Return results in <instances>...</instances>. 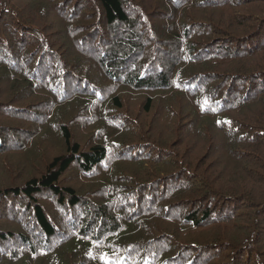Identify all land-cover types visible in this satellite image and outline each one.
<instances>
[{"label":"trees","instance_id":"16d2710c","mask_svg":"<svg viewBox=\"0 0 264 264\" xmlns=\"http://www.w3.org/2000/svg\"><path fill=\"white\" fill-rule=\"evenodd\" d=\"M70 2L57 3V11L66 23V28L57 32L51 23L41 28L37 16L28 15L27 23L21 12L11 6L12 0H0V70L4 79L10 88L16 85L30 92L40 91L39 96L44 97L29 107L14 103L5 106L11 114L5 117L9 116L11 122L0 124V152L26 147L44 128L53 136L57 134L65 146L64 152L46 164L41 175H33L21 184L9 181L0 186V202L4 205L0 215L21 218L20 225H27L22 219L24 214L17 211L25 203L21 212L33 220L38 234L49 241L57 236L56 230L62 225L49 214L45 201L59 211L65 209L66 236L56 240L55 245L61 242L53 250L49 249L54 245L46 242H42L46 248H33L44 264H260L250 260L244 244L253 240V235L259 237L264 227V189L260 187L262 199L253 203L251 192H255V186L247 176L253 177L264 167V0H160L163 13L166 12V20L161 23H167L161 30L149 23L148 33L155 35L153 41L159 42L161 48L171 52L172 46L181 49L178 56L168 55L172 57L169 63L164 60L160 64L161 68H168L161 74L152 72L151 64L143 56L149 52L141 44L140 51L132 48L124 54L127 50L124 45L131 40L128 37L108 39V45L101 49L92 34L95 27L83 23L94 12L90 13L84 0ZM91 4L103 9L108 23H126L131 19L124 0H90ZM248 6H256V12L241 11ZM39 13L47 16L42 8ZM98 17L100 22L101 12ZM15 19L17 22L13 23ZM56 34L68 40L58 39ZM49 35L56 36L55 41ZM109 52L118 54L120 59L110 58ZM93 60L99 61L102 73L98 69L96 74L90 63ZM67 73L69 78L76 77V83L60 82ZM83 78L90 80L87 81L91 83L90 90ZM107 80L136 91L158 89L159 95L170 94L169 98L180 95L185 106L199 117L198 124L205 118L207 126L215 131L209 153L224 151L229 159L241 165L239 170L223 176L222 182L230 183L217 186L211 177L193 169L189 160H173V156L154 155L153 151L117 157L115 147L134 143L124 133L131 127L128 125L113 128L117 133L107 134L106 143L93 138L95 142L83 149L81 142L74 140L72 119L67 121V114L61 110L64 108L57 113L54 110L64 103L68 104L66 113H73L79 105L105 98L102 91L106 88L113 94L110 84L101 85ZM3 93L5 90L0 89V98ZM113 95L101 122L105 119L117 122L126 117L109 115V105L114 110L126 105L120 94ZM153 99L147 96L146 111ZM77 101L80 104L75 106ZM255 105L257 115L252 114L249 122L236 118L234 110ZM3 107L0 112H5ZM35 108L45 113L44 119L34 120L24 112ZM54 117L63 120L46 124ZM15 125L23 128H13ZM9 143L20 145L8 148ZM122 162L146 164L151 170L142 168L137 175L123 174L118 171ZM73 165L84 182L92 181L85 192L63 179ZM214 177L221 182L219 176ZM242 197L252 203L245 208L248 210L245 221L234 209ZM214 226L215 229H210ZM197 230L208 233L198 235ZM23 232L27 233L26 229L0 232V264H13L1 259V253L13 251L9 240L18 237L17 247L27 244L31 247V237L22 236ZM162 237L169 238V244ZM212 242L217 246L223 244L213 248ZM19 253L15 250L12 257ZM85 253L88 257L83 258ZM76 254L80 255L79 261L73 260ZM29 262L26 258L22 264Z\"/></svg>","mask_w":264,"mask_h":264},{"label":"rangeland","instance_id":"374dc122","mask_svg":"<svg viewBox=\"0 0 264 264\" xmlns=\"http://www.w3.org/2000/svg\"><path fill=\"white\" fill-rule=\"evenodd\" d=\"M59 1H68V4H71L70 0H58ZM127 7L126 10H128V13L130 14V21L126 23H108L106 20V14L103 11V9H100L97 5L91 4L90 0H84V5L88 6L90 13L92 14V17L88 21H83L84 24L90 25L92 24L93 27H95V30L92 32L94 35V39L99 42H97V45H100L101 49L106 47L108 45V39L110 41L114 40V38L117 36V40L121 37L130 38V41H127L124 46L127 48V50L124 52L125 55L131 50L132 48H136L139 50V44H141V48H145L148 50V54H144L145 60H148V62L151 64V70L155 74H161L162 71L166 72L168 71V68H161L160 64L164 62L169 63L168 60H170L168 55L172 54L173 56H178L181 52V49L179 47L172 46L170 47L173 52H171L168 48H161L159 47L160 43L155 42V35H152L151 33H148V25L149 23L153 22L155 29L161 30V28L167 23H161V21L166 20V12L163 13V5L159 4L160 0H124ZM45 0H12L11 6L19 10L21 12L22 17L25 19V21L28 23L27 16L31 15L33 18L35 16L39 17L41 20L38 23V25L41 28H44V25H50L52 24L53 31L59 32V30H64L66 28V23L61 15L58 13L57 3L55 0H49L47 2V5H43ZM261 4L262 3H258ZM1 5V4H0ZM45 6H47L45 8ZM90 6H92V9L90 10ZM43 9L44 12H46L47 16L45 17L43 14L39 13L40 9ZM65 9H68L66 7ZM242 12L245 14H252L256 12V6H248L241 9ZM102 13V17L100 19V22H98L97 19H99V14ZM9 14V13H8ZM193 14L195 15V10L193 11ZM147 17H146V16ZM11 16V15H9ZM21 17V18H22ZM92 20V22H91ZM46 21L47 23H44ZM191 21V20H189ZM17 19L13 21V23H16ZM2 29L0 28V31ZM68 30V29H67ZM109 33H112L113 36L109 35ZM68 35V33H65ZM158 34H160L158 32ZM58 39L62 40H68L67 38L61 37L59 34H56ZM55 36V38H56ZM49 37L55 41V38L53 35H49ZM104 39V40H103ZM150 39V40H148ZM59 44H64L62 42H59ZM97 48V46H96ZM140 51V50H139ZM104 54H106V51H103ZM137 53V52H136ZM135 53V55H136ZM111 57H117V59H120L118 54L114 56L112 53L109 52L108 54ZM134 55V56H135ZM100 58V54L98 55ZM154 57L156 58L154 60ZM129 58V57H128ZM99 61H90L92 68H96V74H99L98 69L100 73L101 67L99 66ZM154 62V64H153ZM149 64V65H150ZM49 68H53L52 63H48ZM126 69V68H125ZM163 69V70H160ZM161 71V72H160ZM41 72V71H40ZM93 74V73H92ZM17 75L16 73H13V76ZM151 75V74H150ZM154 75V74H153ZM18 76V75H17ZM70 77V74L67 73L64 76L61 77L60 82L63 83L64 81H68L69 83L75 82L76 77ZM5 75L0 70V89L5 90V93H3V97L0 98V109L2 108V105L5 106L9 104H15L19 105L22 104L23 106L29 107L30 104H33V102H41V98H44L43 96H39V92H30L29 89H22L20 87H17L16 85H13L11 88L8 86L9 83H7L4 79ZM73 78V80H72ZM83 82H86L85 84L88 87V90L91 89V86L89 82L90 80H86L83 78ZM105 82L110 84L111 88L114 90L115 95L120 94L126 101V105L122 109L114 110L113 105H109V115L115 116L117 118H121L124 114L125 119H120L121 121L115 122L114 120H107L105 119L103 122L100 121L101 117L104 116V110L107 109V103L111 101L112 92L110 89H105L102 92L105 91V98H100L98 101L93 102L90 101L88 104H82L75 108V112L71 113L67 112L65 107L68 105H63L62 103H59L56 106V109L54 110V113L60 112L61 109L63 113L67 114L68 120L72 119V130L74 135V140L80 141L81 146L83 149H86L89 147L91 143H94L95 139L107 142V134H111L113 132L117 133L115 129L119 125H128L131 126L124 132L125 135H127L128 138L132 139L134 143H131L130 145H127L125 147H115L114 150L117 154V157L121 154L123 155H129L127 153L136 154V155H144V153L152 152L155 154L160 153L162 156H170L173 160L175 158H183L186 160H189L192 164V168L196 171H200L201 174H205L211 178L210 180H213L217 186H222L223 183H230V182H222L223 176L229 175L232 171L237 170L239 167H241L240 164L237 165V163L229 159L226 155V153L223 151H217L213 153H209V146L211 143L212 137L215 135V131L208 127L207 119H201L199 122V117L196 115L195 112H192V110L188 109V106H185V102L182 99V97L179 95V98L171 97L169 98L170 94L159 95L160 91L155 89V91L150 90H142V91H136L133 89H129L127 87H121L119 85H115L114 83L110 81H103L101 82V85H105ZM76 83V82H75ZM21 85V84H19ZM109 86V87H110ZM108 87V88H109ZM80 88H82L80 86ZM32 93V94H30ZM39 93V94H38ZM114 96V95H113ZM147 96L154 97L152 101V105L149 111L145 110V104L147 103ZM111 97V98H110ZM110 98V99H109ZM21 99L22 102L19 103L18 100ZM80 104L79 101L75 102L74 105ZM88 106V107H87ZM175 106V107H174ZM174 107V109H173ZM8 106L6 107V109ZM88 109V110H87ZM166 109V111L164 110ZM257 106H253L252 108L241 107L238 110H234V114L236 118L240 122H249L250 118L252 117V114L257 115ZM26 114H29L31 118L34 120H40L44 119L45 113H42V110L39 108H35L31 111L26 110L24 111ZM245 112H247L245 114ZM0 124L4 125L7 122H11V119H9V116L6 118V115H11L9 112L5 110V112H0ZM162 113V115H160ZM59 119L62 118H52L49 121H47L46 124L50 125L52 122H57ZM63 120V119H62ZM106 121V123H105ZM33 122V121H32ZM110 123V124H109ZM197 123V124H196ZM111 125V126H109ZM28 126H34V125H28ZM136 126V127H134ZM13 128H23L18 127L17 125L12 126ZM44 126H42L43 129ZM50 127V126H48ZM200 127V131L198 132V129ZM137 128V129H136ZM47 130V129H46ZM45 128L42 130V132L39 134V136L36 138V140H32L27 144L26 141L29 139L26 137L25 142L27 144L26 147H17V148H9L13 145L19 146V143H9L8 148L6 150H3L0 152V186L6 185L9 181L13 185L21 184L25 180L31 178L33 175L39 176L42 174V172L46 168V164L51 161V159L56 156L57 154H60L64 152L65 146L61 140V138L56 134L53 136V133L46 132ZM30 131V130H29ZM32 133V131H30ZM210 134V136L208 135ZM27 136V135H24ZM30 138V137H29ZM221 140V139H220ZM157 146V147H155ZM127 147V148H126ZM126 148V149H123ZM211 150V147H210ZM207 151V152H206ZM264 156V152L262 153ZM221 156V157H220ZM207 158V159H205ZM264 164V163H263ZM120 169L119 172L127 175H137L136 172L142 168H145L146 170H151L149 166L142 163H132V162H122L119 165ZM151 167V166H150ZM240 169V168H239ZM238 169V170H239ZM79 170L76 167V165H73L70 167V170L68 173H66L63 177V179L68 183L74 186V188L78 189V191H87L90 189V185L92 184V181H89L90 183L84 182V179L78 174ZM152 171H150L151 173ZM154 172V171H153ZM195 172V171H194ZM260 172H262V176H260ZM214 176H219V180L221 182H217L215 180ZM247 176L251 177L250 184L255 186V192H251L253 195V203H258L260 201L261 195H260V187H263L264 189V167L260 168V171L257 173H254L253 177L251 174H248ZM62 179V180H63ZM209 180V181H210ZM245 199V200H244ZM18 202V200H17ZM224 202V201H223ZM53 203V201H52ZM45 204L48 208L49 214L54 217V219L57 222H60V225L58 229L56 230L57 236H53L50 238L49 241H45L46 236L39 235L38 230L36 228V225L34 224L33 220L30 217H27L25 213L21 212V209L23 206H26L25 203H22L18 207V210L20 213L24 214L25 218H22L23 221L28 222L27 225H20V220H17V217L11 216V215H0V232L2 231H12L15 230L16 232H21L22 230L26 229L27 233H22V236L31 237V247L27 244L25 247H17V241L20 239L14 238L8 241V244H11L13 247V251H9L6 253H1V259H7L8 261L12 262L13 264H22V261L26 258H28L29 264H44L42 263V257L39 256V253L35 250L36 248H46L47 246H42V242H46L48 244H52L54 246H50L49 250H53L55 246H57L60 242L55 245L56 240L61 239L66 236L65 229L66 228V219L67 214H65V209L57 210L55 209L56 206L52 205L50 202L45 201ZM54 204V203H53ZM249 204H252L250 200H247L246 197H242L236 204V207L234 208L236 211V215L239 214L242 218L245 217L248 210H245V208L249 207ZM4 209V205H1L0 202V210ZM233 209V210H234ZM241 219V218H240ZM235 222L238 221L237 219L234 220ZM245 221V218L243 219ZM263 225H264V218H263ZM225 228V226H222ZM216 226L210 228L215 229ZM234 229L238 230L237 226H233ZM208 233V230H197V234H201V232ZM258 231V226L255 228V232ZM20 236V235H17ZM34 236V238L32 237ZM259 237L252 236L253 240H247L244 244L245 248L244 251L248 249L250 260H254L255 262H260V264H264V227L260 230V233L258 235ZM163 240L169 244V238L162 237ZM213 248H217L218 246L221 247L223 243H218L220 245H216L214 242L210 243ZM250 247H252L254 250H252ZM35 248V249H33ZM15 250H18L20 253L15 256V258L12 257V254ZM34 251L35 253L31 252ZM217 250V249H216ZM252 252V254L250 253ZM68 255V254H67ZM252 256V258H251ZM67 257V256H66ZM88 257L87 253L84 254L83 258ZM70 258V257H69ZM68 258V259H69ZM80 255L76 254L73 258L74 261H79ZM70 260V259H69ZM94 260V259H93Z\"/></svg>","mask_w":264,"mask_h":264}]
</instances>
